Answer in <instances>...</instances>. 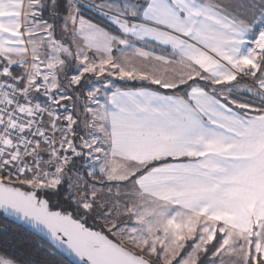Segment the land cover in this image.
I'll return each mask as SVG.
<instances>
[{
	"label": "snow or ice",
	"instance_id": "snow-or-ice-1",
	"mask_svg": "<svg viewBox=\"0 0 264 264\" xmlns=\"http://www.w3.org/2000/svg\"><path fill=\"white\" fill-rule=\"evenodd\" d=\"M0 264H264V0H0Z\"/></svg>",
	"mask_w": 264,
	"mask_h": 264
},
{
	"label": "trees",
	"instance_id": "trees-1",
	"mask_svg": "<svg viewBox=\"0 0 264 264\" xmlns=\"http://www.w3.org/2000/svg\"><path fill=\"white\" fill-rule=\"evenodd\" d=\"M3 218L2 217H0V220H2Z\"/></svg>",
	"mask_w": 264,
	"mask_h": 264
}]
</instances>
